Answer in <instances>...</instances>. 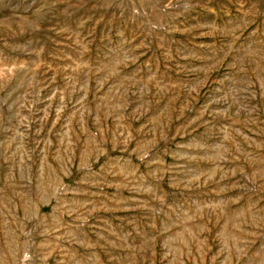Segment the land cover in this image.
<instances>
[{
    "label": "rangeland",
    "instance_id": "obj_1",
    "mask_svg": "<svg viewBox=\"0 0 264 264\" xmlns=\"http://www.w3.org/2000/svg\"><path fill=\"white\" fill-rule=\"evenodd\" d=\"M0 264H264V0H0Z\"/></svg>",
    "mask_w": 264,
    "mask_h": 264
}]
</instances>
